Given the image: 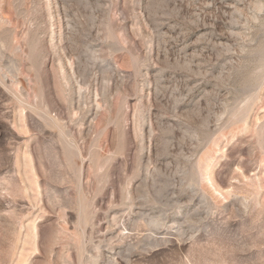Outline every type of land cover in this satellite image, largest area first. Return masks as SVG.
Returning a JSON list of instances; mask_svg holds the SVG:
<instances>
[{"label": "rangeland", "instance_id": "obj_1", "mask_svg": "<svg viewBox=\"0 0 264 264\" xmlns=\"http://www.w3.org/2000/svg\"><path fill=\"white\" fill-rule=\"evenodd\" d=\"M0 264H264V0H0Z\"/></svg>", "mask_w": 264, "mask_h": 264}]
</instances>
